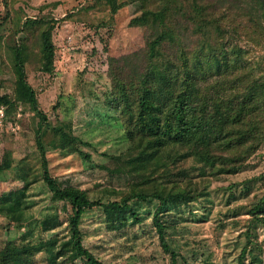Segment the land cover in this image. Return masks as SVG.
Instances as JSON below:
<instances>
[{"label": "rangeland", "instance_id": "obj_1", "mask_svg": "<svg viewBox=\"0 0 264 264\" xmlns=\"http://www.w3.org/2000/svg\"><path fill=\"white\" fill-rule=\"evenodd\" d=\"M125 2L113 13L106 0H0V165L9 164L0 173V252L26 248L30 259L23 264H50L53 248L61 253L57 264H84L61 247L71 238L73 210L56 199L46 183L50 178L62 189H78L102 202L82 215L79 230L84 248L103 264H174L161 245L157 221L177 264H239L245 250L264 260V211L252 213L255 205L264 206V127L237 174L216 176L208 169L202 175L204 164L190 158L181 165L189 173L186 196L163 210L158 199L123 202L143 188L145 177L120 165L132 148L126 122L132 123L133 115L113 103L110 61L141 52L147 43L146 27L131 25L141 3ZM29 20L36 23L28 26ZM234 21L238 36L233 32L229 44L242 48L251 62H261L264 75V37H248L244 24ZM47 24L55 26L52 73L41 71ZM21 46L26 79L46 121L23 97L15 60ZM62 125L76 141L61 137ZM17 203L11 214L8 208ZM115 203L128 211L124 228L111 227L106 207ZM44 220L54 227L46 231Z\"/></svg>", "mask_w": 264, "mask_h": 264}, {"label": "trees", "instance_id": "obj_2", "mask_svg": "<svg viewBox=\"0 0 264 264\" xmlns=\"http://www.w3.org/2000/svg\"><path fill=\"white\" fill-rule=\"evenodd\" d=\"M129 1L142 5L141 14L131 25L146 27L147 43L141 52L111 60L110 75L114 84L113 103L116 102L117 109L124 115L129 111L133 115V122H126L132 148L120 165L124 163L130 174L144 176L145 181L140 180L143 188L126 196L123 202L132 198H153L160 200L163 210L169 201L186 196L183 183L184 179H189V173L181 165L187 160L193 158L204 164L199 168L202 175L208 169L215 170L212 173L216 176L237 174L253 150V139L264 127L261 123L264 121L262 63L251 62L242 48L229 43L233 32L238 34L235 19L244 24L248 37H264V0ZM106 3L117 13L128 2L106 0ZM31 21L27 22L28 26L36 23ZM228 25L229 30H224ZM54 29L53 24H47L41 35V71L44 73H52L54 68ZM191 45H195L194 51L189 50ZM24 52L23 46L15 51L23 97L46 121L36 92L26 79ZM42 129L40 127V131ZM59 131L63 139L76 141L67 126L62 125ZM240 147L244 150L238 155ZM172 165L180 171H173ZM7 167V163L0 165V173ZM46 183L56 199L71 204L73 210L71 238L62 244V249L71 251L72 261L103 264L84 248L79 230L82 215L102 202L91 200L78 189H62L50 178H46ZM18 207L17 203L8 211L13 214ZM123 207L116 203L106 207L113 229L127 226L128 211ZM263 211L264 206L258 204L252 213L258 216ZM42 224L46 231L54 227L49 220ZM156 225L164 251L171 254L177 264L176 253L165 239L164 226L158 221ZM52 249L49 263L57 264L61 253L56 255ZM250 252L242 253L239 264H264L259 254ZM249 254L251 258L247 263ZM29 259L26 248L8 247L0 252V264H23Z\"/></svg>", "mask_w": 264, "mask_h": 264}]
</instances>
